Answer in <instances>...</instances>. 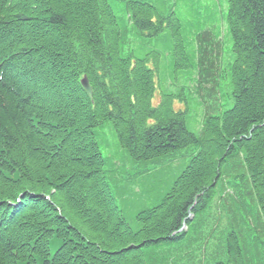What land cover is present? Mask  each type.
I'll return each instance as SVG.
<instances>
[{
    "label": "trees",
    "instance_id": "trees-1",
    "mask_svg": "<svg viewBox=\"0 0 264 264\" xmlns=\"http://www.w3.org/2000/svg\"><path fill=\"white\" fill-rule=\"evenodd\" d=\"M0 264H264V0H0Z\"/></svg>",
    "mask_w": 264,
    "mask_h": 264
},
{
    "label": "water",
    "instance_id": "water-1",
    "mask_svg": "<svg viewBox=\"0 0 264 264\" xmlns=\"http://www.w3.org/2000/svg\"><path fill=\"white\" fill-rule=\"evenodd\" d=\"M81 84L83 86V89L87 92V94L90 96V97H93V89L90 85V82L89 80L87 79V77H84L82 80H81Z\"/></svg>",
    "mask_w": 264,
    "mask_h": 264
},
{
    "label": "rangeland",
    "instance_id": "rangeland-1",
    "mask_svg": "<svg viewBox=\"0 0 264 264\" xmlns=\"http://www.w3.org/2000/svg\"><path fill=\"white\" fill-rule=\"evenodd\" d=\"M55 250H56V249L53 247V248H52V252L54 253V252H55Z\"/></svg>",
    "mask_w": 264,
    "mask_h": 264
}]
</instances>
